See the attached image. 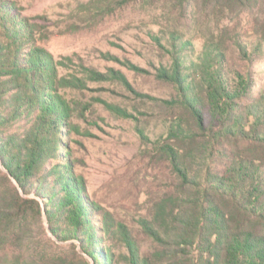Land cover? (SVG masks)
<instances>
[{"label":"rangeland","instance_id":"rangeland-1","mask_svg":"<svg viewBox=\"0 0 264 264\" xmlns=\"http://www.w3.org/2000/svg\"><path fill=\"white\" fill-rule=\"evenodd\" d=\"M0 7L29 41L23 51L25 57H34L41 72L40 102L52 101L60 121L61 154L50 161L63 163L81 187V199L99 227L102 250L113 254V264H132L134 252L152 264H168L156 253L168 247L181 250L155 242L143 224V219L151 220L155 202L178 182L152 144L166 137L170 115L169 107L153 98L172 99L177 94L172 83L157 76L158 69L170 67L178 56L185 67L200 59L207 43L213 48L220 44L226 53L225 76L232 78L240 71L251 77L240 103L248 107L259 102L264 95V44L245 60L230 37L254 41L252 47L264 37V2L239 17L238 29L234 20L223 31L217 30L213 16H200L198 8L191 12V7L181 8L172 0H0ZM14 78L0 76V92L5 89L0 143L29 132L40 111L37 106L31 113L13 115L16 99L26 93L22 85H14ZM138 127L150 143L143 144ZM51 167L49 163L47 169ZM18 194L36 199L40 212L7 208ZM47 200L34 189L25 193L0 156V208L5 210L0 264H14L18 258L52 264L61 257L74 264H95L81 241L59 237L55 227L60 225L49 220Z\"/></svg>","mask_w":264,"mask_h":264},{"label":"trees","instance_id":"trees-1","mask_svg":"<svg viewBox=\"0 0 264 264\" xmlns=\"http://www.w3.org/2000/svg\"><path fill=\"white\" fill-rule=\"evenodd\" d=\"M172 2L181 8L191 7V12L198 8L200 16H213L217 30L223 31L234 20H238V29L239 17L264 0ZM10 16L0 9V76L12 74L14 85L26 89L16 99L15 117L37 106L40 111L29 132L21 137L10 135L0 143V156L25 193L34 189L38 196L48 197L46 211L49 220L60 225L55 228L61 239L81 241L95 264H113V254L102 250L104 242L89 215V205L81 199V187L63 163L50 161L61 154L60 121L52 101L40 102L44 88L41 72L35 68L34 57H25L23 48L29 41ZM230 38L245 60H251L264 44V37L258 38L254 47V41H240L236 35ZM217 46L207 43L200 59L185 67L177 54L170 67H161L157 73L176 87L177 94L172 99L153 98L169 107L170 115L166 137L162 143L152 144L178 182L155 202L151 220L143 219V224L155 242L175 244L181 250L168 247L156 253L168 264H264V95L248 107L240 103L249 92L251 77L237 71L236 76L227 78L226 53ZM137 130L144 145L151 142L144 129ZM190 156L196 167L188 160ZM51 175L55 176L50 180ZM6 206L11 210L31 207L37 213L41 208L36 199L19 194ZM4 217L5 210L0 208V223ZM102 224L109 231L108 224ZM133 256L132 264H152L137 252ZM57 259L52 264H74L66 258ZM14 264L34 263L18 258Z\"/></svg>","mask_w":264,"mask_h":264}]
</instances>
